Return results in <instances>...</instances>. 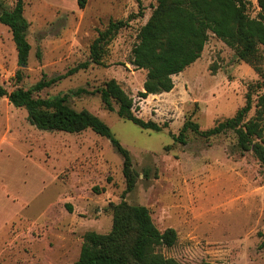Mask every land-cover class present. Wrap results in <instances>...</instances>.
<instances>
[{
  "label": "rangeland",
  "instance_id": "1",
  "mask_svg": "<svg viewBox=\"0 0 264 264\" xmlns=\"http://www.w3.org/2000/svg\"><path fill=\"white\" fill-rule=\"evenodd\" d=\"M0 1L7 9L16 3ZM249 1L255 16L261 7L258 0ZM157 3L87 0L81 8L78 0H24L28 64L19 65L12 32L0 22L4 85L29 88L42 78L66 74L90 59L92 42L110 20L129 19L109 43L105 64L91 62L38 94H69L73 108L101 117L130 150L139 179L125 199L149 207L160 230L173 227L178 233L177 243L159 246V252L184 264H264V167L259 160L252 151L239 150L233 130L208 138L190 130L186 144L170 134L179 133L188 117L209 129L233 116L261 75L210 33L202 56L173 76L170 92L139 96L147 70L131 62L132 49ZM260 54L264 70V45ZM111 78L134 98L137 116L169 126L144 129L120 117L116 104L108 110L97 89ZM125 188L123 158L107 137L92 129H40L25 107L0 97V264H77L84 233L111 230L109 205L121 201Z\"/></svg>",
  "mask_w": 264,
  "mask_h": 264
},
{
  "label": "trees",
  "instance_id": "2",
  "mask_svg": "<svg viewBox=\"0 0 264 264\" xmlns=\"http://www.w3.org/2000/svg\"><path fill=\"white\" fill-rule=\"evenodd\" d=\"M87 0H78L81 8ZM141 2L142 0H137ZM147 22L138 33V41L132 49L131 62L137 68L147 70L143 90L139 96L147 98L170 92L175 82L174 75L184 71L202 56L210 33L231 47L239 59L252 65L261 75V80L250 85L246 103L237 112L209 129H202L191 117L183 123L179 133H170L175 142L187 143L188 131L203 137H211L233 130L237 135V146L241 152L252 151L264 167V70L261 69L260 47L264 45V0H258L261 10L253 16L249 0H157ZM0 22L12 32L21 67L28 64L31 43L27 38L30 26L24 14V0H16L11 9L0 1ZM127 20H110L108 26L99 30L90 46V59L78 63L66 74L85 69L91 62L105 64L108 45L120 29L128 25ZM57 75L42 78L29 88L16 87L8 90L0 73V97H7L16 107H25L29 121L43 130L82 132L92 129L107 137L123 158V174L126 188L121 201L111 202L112 228L107 233L89 230L84 233L83 244L77 264H184L173 257H166L157 250L159 246L172 247L177 243L175 228L160 230L145 205L129 203L125 197L138 182L139 174L133 167V159L127 149L112 132L111 127L88 109L77 110L69 102V94L43 97L38 94L46 87L63 78ZM21 80V69L17 72ZM253 91H257L256 98ZM104 106L111 111L118 106V115L138 126L160 131L169 126L154 120H145L135 114L134 98L115 79L107 80L100 88ZM254 114L250 116L253 109ZM169 148V145H167ZM149 177V173H145ZM97 189V188H96ZM68 208L72 206L68 203ZM203 264H222L206 262Z\"/></svg>",
  "mask_w": 264,
  "mask_h": 264
}]
</instances>
